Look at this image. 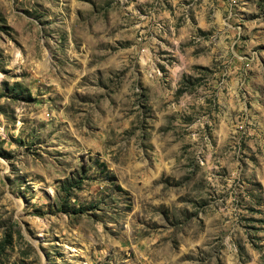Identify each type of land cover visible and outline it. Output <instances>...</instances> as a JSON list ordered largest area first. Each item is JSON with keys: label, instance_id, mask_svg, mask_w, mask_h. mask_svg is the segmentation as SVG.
Instances as JSON below:
<instances>
[{"label": "rangeland", "instance_id": "rangeland-1", "mask_svg": "<svg viewBox=\"0 0 264 264\" xmlns=\"http://www.w3.org/2000/svg\"><path fill=\"white\" fill-rule=\"evenodd\" d=\"M0 264H264V0H0Z\"/></svg>", "mask_w": 264, "mask_h": 264}, {"label": "trees", "instance_id": "trees-1", "mask_svg": "<svg viewBox=\"0 0 264 264\" xmlns=\"http://www.w3.org/2000/svg\"><path fill=\"white\" fill-rule=\"evenodd\" d=\"M108 177H110V178H115V175H113V174H109Z\"/></svg>", "mask_w": 264, "mask_h": 264}]
</instances>
